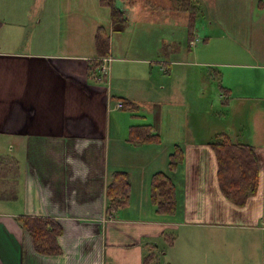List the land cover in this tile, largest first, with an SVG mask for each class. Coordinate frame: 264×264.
Returning <instances> with one entry per match:
<instances>
[{
    "label": "crops",
    "instance_id": "1",
    "mask_svg": "<svg viewBox=\"0 0 264 264\" xmlns=\"http://www.w3.org/2000/svg\"><path fill=\"white\" fill-rule=\"evenodd\" d=\"M23 1L0 0V264H264V0H181V38L149 24L138 38L134 2L117 29L100 0ZM142 127L156 142L132 141ZM220 144L256 180L239 187ZM117 173L130 199L109 213ZM21 218L57 222L61 254L38 252Z\"/></svg>",
    "mask_w": 264,
    "mask_h": 264
},
{
    "label": "trees",
    "instance_id": "2",
    "mask_svg": "<svg viewBox=\"0 0 264 264\" xmlns=\"http://www.w3.org/2000/svg\"><path fill=\"white\" fill-rule=\"evenodd\" d=\"M117 0H100L101 5L111 8V17L113 26L124 24V12L116 7ZM187 2L189 0H186ZM193 25V23H192ZM190 33H193V26H191ZM97 49L101 57L109 56L110 52V37L104 29H99L97 34ZM150 128H135L131 131V139L135 143H150L156 142L157 137L152 135ZM220 152V161L223 164L228 162L231 168L234 169L237 175L236 183L239 187L250 180L251 171L247 170L251 166L243 165V154L236 153L234 149L227 144H220L216 146ZM182 156L179 150L171 157V170H175L181 163ZM250 162L256 163L255 158ZM6 163V162H5ZM4 163V164H5ZM12 163V162H11ZM2 164L0 163V170ZM5 166V165H3ZM243 172L242 170H245ZM224 178V175L221 176ZM153 193L154 201L160 198L162 201L158 203L159 212L162 214H174L176 211V197L175 187L172 181L164 174H157L153 179ZM131 186L129 177L125 173H117L113 176V181L108 187L107 198L111 203L109 213H113L116 208H125L129 204ZM23 226L31 234L34 239L36 250L46 255H59L61 249L58 245V237L62 229L57 222L49 219H34V218H21Z\"/></svg>",
    "mask_w": 264,
    "mask_h": 264
},
{
    "label": "rangeland",
    "instance_id": "3",
    "mask_svg": "<svg viewBox=\"0 0 264 264\" xmlns=\"http://www.w3.org/2000/svg\"><path fill=\"white\" fill-rule=\"evenodd\" d=\"M34 0H25L23 1V6L27 4V2H33ZM66 0H62V8H64ZM72 5H74L75 0H70ZM127 0L121 1L117 0L116 5L120 7L122 5L121 3L124 2V6L127 9L129 6H131V2L136 4V8L134 12L130 16L135 19V23L132 24V26L135 25L134 31L138 33V38L141 34L144 33L145 29L148 27V24L152 26V29L154 31H158L159 34H165L167 35L168 33L171 35L181 36L185 34L186 36L188 33V28L184 29V26L188 23V17L185 14H182L179 10L181 0ZM90 2V1H89ZM94 2V8H98L99 0H93ZM59 3V0H54V3L52 2V6L54 4ZM77 3V2H76ZM182 3H184L182 1ZM92 4V3H91ZM189 6V13L193 11V7L190 5V3H187ZM153 6V7H152ZM188 6H182L183 8H186ZM102 13H105V11L109 14V19L111 17V8L106 7V6H101ZM87 8L89 9V4L87 5ZM165 10H164V9ZM58 13H56V16ZM151 17L156 18V20L153 22L151 21ZM158 19V20H157ZM169 23V26L166 27V24ZM125 24V22H124ZM124 24L120 25L117 27L119 29L121 26ZM138 38L135 39V43L138 42ZM152 43H154L155 39L151 40ZM152 48L153 45H151ZM197 85V84H195ZM146 109V107H145ZM176 113H179V109H175ZM150 121L152 122V116H150Z\"/></svg>",
    "mask_w": 264,
    "mask_h": 264
},
{
    "label": "built area",
    "instance_id": "4",
    "mask_svg": "<svg viewBox=\"0 0 264 264\" xmlns=\"http://www.w3.org/2000/svg\"><path fill=\"white\" fill-rule=\"evenodd\" d=\"M106 74H107V66L104 65V66H102V67L100 68V74H99V76H100V80H101V81L106 77ZM117 108H118V109H122V108H123V104L119 103V104L117 105Z\"/></svg>",
    "mask_w": 264,
    "mask_h": 264
},
{
    "label": "bare ground",
    "instance_id": "5",
    "mask_svg": "<svg viewBox=\"0 0 264 264\" xmlns=\"http://www.w3.org/2000/svg\"><path fill=\"white\" fill-rule=\"evenodd\" d=\"M122 104V103H121ZM123 107H124V105H123Z\"/></svg>",
    "mask_w": 264,
    "mask_h": 264
}]
</instances>
